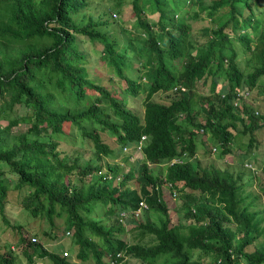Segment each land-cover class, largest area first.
<instances>
[{
	"label": "trees",
	"instance_id": "16d2710c",
	"mask_svg": "<svg viewBox=\"0 0 264 264\" xmlns=\"http://www.w3.org/2000/svg\"><path fill=\"white\" fill-rule=\"evenodd\" d=\"M92 1L0 0V211L8 190L27 186L24 208L34 217H45L50 228L61 217L63 227L73 230L72 242L77 246L74 262L72 256L25 240V264H33L34 255L51 264H106L109 255L119 251L140 264H264V240L247 250L264 237V209H253L250 193L242 194L243 168L233 171L226 164L219 168L187 158L160 165L176 156L193 155L200 127L210 132L221 155L231 152L236 136L264 127V115L254 114L245 103L241 110L232 104L235 89L262 85L264 11H253L254 0L205 2L201 10L218 24L210 30L206 45L193 53L188 42L192 26L185 22L188 0H130L137 27L133 32L111 14L98 20L89 14L86 22L78 24L76 14L86 11ZM121 2L116 0V8L110 10L117 12ZM237 4L244 6L246 15ZM238 16L245 27L239 26ZM255 22L263 24L259 31ZM227 25L247 30L237 38L245 50H251L249 70L240 69L233 52L229 57L223 53L225 41L230 40L224 32ZM109 26L115 41L105 29ZM79 36L101 44V59L124 80L127 96L145 93L143 115L129 108L124 97L113 96L98 82L99 77H91ZM144 54L146 59L137 68L140 76L129 77L126 72L135 69V57ZM202 79H209L206 95L198 89L199 84L205 86L198 83ZM181 85L186 91L173 90ZM87 89L95 95L91 97ZM159 92L163 101L154 100ZM17 105L27 109L25 116L5 115L13 114ZM199 113L205 116L204 124L198 120ZM7 117L9 121L2 124ZM21 122L29 123L27 131L11 132ZM76 131L94 153L82 166L69 163L68 156L57 150L55 138L43 139L53 134L75 136ZM102 133L112 139L113 148ZM141 135L146 136L141 156L130 163L123 147L133 146ZM120 154L130 164L126 174L120 164L103 160ZM74 167L84 181L81 186L69 178ZM103 169L114 177L121 175L120 180H103L98 173ZM5 171L16 178L5 179ZM260 171L264 177V164ZM132 179L137 186L130 184ZM172 193L178 200L171 206L167 198ZM141 197L148 205L144 217L152 211L155 219L146 215L145 221L140 217L123 225L121 211L134 208ZM97 204L103 207L106 221L91 214ZM170 208L191 221L171 225ZM125 231H133L137 238L125 240ZM0 264H17L16 257L11 251H0Z\"/></svg>",
	"mask_w": 264,
	"mask_h": 264
},
{
	"label": "rangeland",
	"instance_id": "374dc122",
	"mask_svg": "<svg viewBox=\"0 0 264 264\" xmlns=\"http://www.w3.org/2000/svg\"><path fill=\"white\" fill-rule=\"evenodd\" d=\"M210 0H196L194 2H189L187 5L188 19H186V23H190L192 26L191 38L194 43H202L207 38L210 37L211 33L206 32V27L215 28L218 22L212 20L210 21L209 17L205 14L204 11L201 10L205 2H209ZM116 0H93L90 7L83 12L76 14L75 21L78 24H83L87 21V16L89 14H93L95 20L100 18H107L109 14H111V18H114L121 27L125 28L129 31H134L137 27H135L134 23V14L131 8L130 0H122L121 7L119 10L111 11L110 7L116 8ZM253 11L255 13H259L264 11V0H254L252 4ZM237 9L243 14L246 15L244 6L242 4H237ZM194 12L198 14L197 17L194 16ZM116 14L114 17L113 14ZM149 16V15H147ZM225 19H227L225 17ZM239 26L245 27L242 23V16H238ZM261 22H255L254 26L257 27L259 31L262 28ZM231 28V26H230ZM110 34L111 40H116L113 34V26H109L105 28ZM245 29V28H243ZM231 34V32H230ZM232 37V36H231ZM79 41L80 52L84 55L85 59L88 63L86 66L90 70V75L92 78H98V82L108 88L111 94L117 98L124 97V100H127L128 106L132 108L137 114L142 115L143 108V99L144 92L140 91L136 96H127L125 91L126 83L123 79L118 78V76L114 73L112 68L108 66L101 59L102 54V46L100 43L93 42L86 37L82 39V36L77 38ZM122 45V44H121ZM232 45L236 51V61L238 62L240 68L243 71L249 70L251 63L246 62V53L236 39H233ZM229 47L225 49V53H229ZM146 59V54L142 56H136L134 60L135 69L128 70L126 73L129 77L133 79H137L140 73L136 68L140 63H143ZM175 64L180 66L181 60H176ZM226 67V65H224ZM209 81H205V86L198 85V89L202 94L206 95L208 89ZM222 84H226V80H222ZM261 86H257L251 90L250 96V104L252 108H256L260 115H264V79L261 81ZM220 86V84H218ZM86 92L92 97L95 95V92L92 89H87ZM163 93H157L155 98L163 101L161 98ZM126 96V97H125ZM27 113V109L22 105H17L12 113H5V115H16L18 117L25 116ZM204 114L199 113L198 120L201 124L204 122ZM1 123L6 124L9 121V117L5 118ZM257 120V119H256ZM248 119H245L247 122ZM262 122V119H260ZM28 122H21L17 126L12 127L11 132H25L29 128ZM242 123H238V129L242 130ZM65 129L68 130V127L65 126ZM198 129V128H197ZM70 130V129H69ZM196 134V133H195ZM50 137L55 138L59 145L57 146V150L61 153H64L69 158V163L74 166H82L85 161L89 158L94 157V153L89 150L90 147L88 144L85 145L86 142L82 139L79 132L76 131L75 136H65L63 134H53L51 136H46L43 139L47 140ZM101 137L103 140L109 144L112 148L114 147L112 139L108 136L107 133H102ZM253 140V143L250 145L248 142ZM195 143H196V157L201 160L203 164L212 162L219 167L227 165V168L233 171H237V169L243 168V174L245 178V184L242 190V194H249V199H252L254 202L253 209H264V192L262 189L264 188V177L262 176V172L260 171L262 164H264V127L256 128L254 131L248 132L245 136H236V141H233L231 144V152L227 155L220 154V148L215 144V140L210 135V132L205 130L203 133L199 135H195ZM209 148H212L211 150ZM215 148V150H213ZM250 150V152H249ZM214 151V152H212ZM249 152V153H246ZM123 154H129L132 158L128 161L132 163L135 158L140 157L141 154L138 152H134L133 150H123ZM247 154V155H246ZM123 155L117 156H108L107 158H103V160H107L112 163L120 164L122 168V173L126 174L128 171L130 164L126 163L122 160ZM242 159L245 162L241 163ZM250 164L253 169H251L246 164ZM226 167V166H225ZM15 177L12 172L5 171L4 178L10 179ZM259 176V177H258ZM16 178V177H15ZM71 181L78 186L83 185L84 181L81 180L80 175L77 173V167H74L69 175ZM130 184L134 187L137 186V182L135 179L130 181ZM166 191V190H165ZM28 187L23 186L18 191L17 190H8L7 197L4 201L3 209L0 211V251H11L16 257L17 264H25L26 257L23 254V247L25 244V240H30V238L35 237L36 241L42 243L45 248L52 252H63L67 251L68 256H72L73 253L77 249V246L72 242V238L69 234L66 233L67 228L63 227V219L61 217L55 218L56 227L50 228L48 221L45 217L37 216L34 217L31 213L24 208L23 205V197L27 194ZM169 205H175L178 196L172 195L168 196ZM256 202V204H255ZM170 216V224L175 225L176 223H181L183 225L188 224L191 220L185 219L184 215L177 211L176 209L170 208L169 211ZM95 218H99L103 221H106V217L103 214V207L100 204H97L96 208L91 213ZM146 215L149 216V219L153 221L155 219L156 213L149 211L145 214L144 219L146 220ZM130 218H127L123 221V224H129ZM51 230V231H50ZM50 235H54L55 237H51L50 235H44L43 232H49ZM72 231V230H71ZM186 233V230H183ZM125 240L132 242L137 237L133 231H125L123 234ZM24 239V240H23ZM264 237H260L258 242L255 245H250L247 247L248 251L254 250L260 243H262ZM34 263L33 264H51L49 259L47 258H39L37 255L33 256ZM125 264H140L139 260L136 258L127 257Z\"/></svg>",
	"mask_w": 264,
	"mask_h": 264
},
{
	"label": "clouds",
	"instance_id": "9594fccd",
	"mask_svg": "<svg viewBox=\"0 0 264 264\" xmlns=\"http://www.w3.org/2000/svg\"><path fill=\"white\" fill-rule=\"evenodd\" d=\"M195 1L196 0H193V1H187L186 2V6H185V9H187V4L189 3V2H194L195 3ZM147 14H149V12L147 13ZM114 15V17H116V14L114 13L113 14ZM191 26V25H190ZM230 26H231V28H230ZM206 28H209V27H206ZM205 28V29H206ZM212 29H215V28H209V30L208 31H206V32H209L210 33V30H212ZM248 30H250L249 29V27H248ZM191 31H192V28H191V30L189 31V34H188V42H189V44H190V48H189V50L190 51H192L193 53L195 52V49L196 48H199V47H203V46H205L206 44H205V41H207V39H210V37L212 36V34L210 35V37L209 38H207L204 42H202V43H194L193 42V40H192V38H191ZM247 30L246 29H238V28H234V26H232V25H227L225 28H224V32L229 36V38H230V40H227V41H225V43H224V46H225V48L223 49V53L224 54H226V56L227 57H229L231 54H232V52L235 54V61H236V51H235V49H234V47H233V45H232V41H233V39H236L237 40V42L240 44V46L243 48V50L245 51V53H246V62H248V59H249V54H250V52H251V50L250 51H247V50H245L244 49V47L242 46V44H241V41L237 38V36H240L241 34H244L245 32H246ZM230 32H231V34H230ZM232 36V37H231ZM248 37H250V34H249V36ZM227 47H229V53H225V49L227 48ZM216 54H218V51H216ZM182 62V61H181ZM236 63L238 64V62L236 61ZM249 63H251V62H249ZM227 64H228V60H226V59H224V63H223V65H226V67H227ZM238 66H239V64H238ZM225 67V66H224ZM225 67V68H226ZM240 67V66H239ZM136 68H140V65H138ZM241 69V68H240ZM139 73H140V71H138ZM140 76V75H139ZM209 81V79H202V80H200L198 83H205V81ZM142 82H144V80L142 79ZM227 83V82H226ZM209 85V84H208ZM223 86V85H222ZM257 87V86H256ZM180 89V91H186V87L185 86H176V87H173V90H176V89ZM255 88V87H254ZM253 89V88H252ZM252 89H248L247 87H244V88H240V89H235L234 90V92H235V97H234V99H233V101H232V104H233V106H234V108H236V109H238V110H241V107H242V104L243 103H245V104H247V106H249V107H251L252 108V106H251V104H250V96H251V90ZM140 92V91H139ZM138 92V93H139ZM143 92V91H142ZM159 93H162V92H159ZM157 94V93H156ZM155 94V95H156ZM144 95H145V93H144ZM155 95H154V97H155ZM223 96V95H222ZM154 100H156V101H159L158 99H154ZM143 102H144V99H143ZM126 103H127V100H126ZM127 105H128V103H127ZM129 107V106H128ZM130 108V107H129ZM132 109V108H131ZM143 110H144V106H143V108H142ZM133 110V109H132ZM143 110H142V115H143ZM252 110H254V114H257V113H259L258 111H257V109L256 108H252ZM134 111V110H133ZM243 119H247V116H245V117H243ZM242 123L241 121H238L237 123ZM245 122V121H244ZM246 123V122H245ZM259 123H262V122H259ZM203 124H204V122H203ZM243 125V124H242ZM204 127H200V129H199V133H198V135L199 134H201V133H203L204 132ZM243 129V128H242ZM146 139V136L145 135H141L140 136V139L138 140V142L136 143V144H134L133 146H124L123 147V150L124 151H127L128 149L129 150H133L134 152H136V153H140L141 154V151H142V148H143V142H144V140ZM195 145H196V143H195ZM217 146H219L218 144H216ZM219 148H220V146H219ZM210 150L212 149V148H209ZM213 150H215V148H213ZM220 151H221V148H220ZM212 152H214V151H212ZM196 151H195V153L193 154V155H191V156H186V155H184V156H176V157H173V158H171L170 160H165L164 162H162V163H160V165H162V166H164V165H171V164H173V163H182V162H184L185 161V158H187L188 160H199V161H201L199 158H197L196 157ZM130 158H132L131 156L129 157V159ZM136 159V158H135ZM134 159V160H135ZM242 163V162H241ZM214 164V163H213ZM148 165H150L149 163H148ZM243 165H245V162H243ZM247 166H249L251 169H253V167L250 165V164H246ZM217 166V165H216ZM217 167H219V166H217ZM223 167H225V166H223ZM223 167H219V168H223ZM99 174L100 173H102L103 175H102V178H103V180H106V181H111L113 178H115L116 180H120V178H121V175H118V176H116V177H114L113 176V174L111 173V172H108V171H106L105 169H103L102 171H100V172H98ZM172 195H174V196H176V193H172ZM249 201H252V199H249ZM252 204H253V202H252ZM147 208H148V205H147V201L145 200V198L144 197H141L140 199H139V201L137 202V205L134 207V208H131V209H128L127 211H121V213H120V217H121V222H122V224H123V221L124 220H126L127 218H130V220H134V219H136V218H140V217H143L144 216V213H145V211L147 210ZM123 225H125V226H127L126 224H123ZM66 233L67 234H69L70 236H71V238H72V233H73V230L71 231V230H67L66 231ZM30 240L31 241H36V238L35 237H32V238H30ZM62 253V255L63 256H68V252L67 251H63V252H61ZM128 256L127 255H125L123 252H121V251H119L118 253H116V255L115 256H112V255H109V257H108V259H107V263L106 264H123L124 262H126V258H127ZM119 259V260H118ZM73 261L74 262H77V260H75L74 259V257H73ZM78 264H87V263H78Z\"/></svg>",
	"mask_w": 264,
	"mask_h": 264
}]
</instances>
